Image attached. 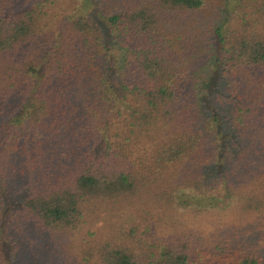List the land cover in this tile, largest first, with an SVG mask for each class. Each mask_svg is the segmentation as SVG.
<instances>
[{
  "label": "trees",
  "instance_id": "obj_1",
  "mask_svg": "<svg viewBox=\"0 0 264 264\" xmlns=\"http://www.w3.org/2000/svg\"><path fill=\"white\" fill-rule=\"evenodd\" d=\"M94 1L0 0L17 264H264V0Z\"/></svg>",
  "mask_w": 264,
  "mask_h": 264
},
{
  "label": "rangeland",
  "instance_id": "obj_2",
  "mask_svg": "<svg viewBox=\"0 0 264 264\" xmlns=\"http://www.w3.org/2000/svg\"><path fill=\"white\" fill-rule=\"evenodd\" d=\"M77 11L86 15H91L96 20H99V14L95 10L94 0H78ZM235 0L227 1V12H230L235 7ZM84 11V12H83ZM224 13L225 10H224ZM20 109L16 113H20ZM11 182L0 176V222L3 221L4 214L7 210L16 206L21 199V192H16L15 186H10ZM16 192V193H14ZM206 204L208 202H201ZM180 209V208H179ZM14 240L9 237L0 236V254L3 258V264H17V251L14 249Z\"/></svg>",
  "mask_w": 264,
  "mask_h": 264
}]
</instances>
